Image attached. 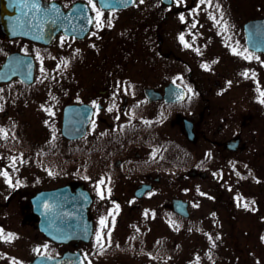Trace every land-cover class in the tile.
I'll return each instance as SVG.
<instances>
[{"label": "flooded vegetation", "instance_id": "1", "mask_svg": "<svg viewBox=\"0 0 264 264\" xmlns=\"http://www.w3.org/2000/svg\"><path fill=\"white\" fill-rule=\"evenodd\" d=\"M53 1L62 13L58 19L0 0V171L11 178L9 184L0 175V230L14 236L0 238V264H29L68 251H79L85 264L106 254L116 263L130 261L127 251L148 253L149 220L167 233L189 223L191 232L208 239L225 222L232 223L230 233L243 220L264 222V191L253 193L245 182L264 181V156L254 160L258 153L245 136L242 111L223 99L234 87L209 76L224 61H243V53L233 52L241 53L238 46L264 56L245 44L243 24L257 17L235 20L245 0H107L100 27L87 0H40L41 7ZM94 2L101 8L100 0ZM201 11L216 27L214 35L198 23ZM230 68L238 73L226 62V72ZM101 179L104 199L97 192ZM61 187L89 192V240L67 241L62 219L46 222L49 234L41 230L45 202L36 193ZM179 200L187 215L176 209ZM200 200L212 202L208 211ZM115 205L130 213L115 214ZM101 217H107L103 248L96 241ZM160 241L158 254H166L167 243ZM205 252L221 255L210 246Z\"/></svg>", "mask_w": 264, "mask_h": 264}, {"label": "rangeland", "instance_id": "2", "mask_svg": "<svg viewBox=\"0 0 264 264\" xmlns=\"http://www.w3.org/2000/svg\"><path fill=\"white\" fill-rule=\"evenodd\" d=\"M254 1L257 7L256 5L252 6V0H245L244 4H242L241 12L237 11L238 14H235V20L238 24L248 19V17H258L264 14V0ZM196 17L199 24L206 26L203 29L209 30L214 35L213 30H216V27L210 25L202 11L196 14ZM214 37L215 39L220 38L217 35ZM237 48L243 53V61L241 58L224 61V64H221L223 67H217V69L212 70L209 76L212 82L213 78L220 76L222 86L234 87V89L226 93V98L224 96L223 99H225V102L237 104L242 111V119L246 125L245 129H249L248 132H245V136L250 143L253 142L254 150L258 153V155L254 156L257 157L254 159L256 161V159L264 156V103L259 102V92L257 91V88L264 91V56H253L252 59H245L244 57L249 55L244 54L245 52L239 46ZM226 62H229L230 67L238 66V73L231 71V68L229 72H226ZM244 72H248L249 75L245 77L242 74ZM252 73H255L254 78ZM262 165H264V160ZM263 175L264 173L261 172L259 176ZM245 182L251 184L253 193L258 192L261 194L264 191V181L262 179L260 182L259 178L258 181L247 179ZM203 187H205V183ZM211 203L209 200H200L199 206L201 209L208 211L210 207L207 206ZM97 206L100 209H105L107 205L99 203ZM198 209L199 207L194 209V214H196ZM127 213H130V211L128 212L127 208H124L121 211L118 210L115 214L122 215ZM137 213H139V209H135L132 215ZM255 221H248V224L247 220H243L241 228H237L235 224L236 229L232 230L233 233L229 232L232 223L225 222L221 229L217 228L211 233L214 237L208 239L207 236L201 233L191 232V229L188 228L189 223L185 227L182 226L184 224L180 225L179 228L177 227L174 230L175 232L167 233L163 227H160L159 223L149 220L146 233V250L148 253L139 254L127 251L132 254V259L127 261L122 257L120 263L114 262L110 254L99 257V261L97 260L98 257L89 256L90 260L92 258L96 259V261L94 259L91 260L90 264H144V261L146 264H264V222ZM248 225L251 226L249 227ZM250 230H253V232H250ZM161 238L164 241L167 239L165 241L167 243L166 247H168L165 251L166 254H158L159 246L162 243L160 241ZM173 241H175L174 244ZM207 246H210L211 249L215 248L217 252H221L220 257L216 254L209 256L205 252ZM215 257L218 259L214 260Z\"/></svg>", "mask_w": 264, "mask_h": 264}, {"label": "water", "instance_id": "3", "mask_svg": "<svg viewBox=\"0 0 264 264\" xmlns=\"http://www.w3.org/2000/svg\"><path fill=\"white\" fill-rule=\"evenodd\" d=\"M117 5L120 1L116 0ZM126 3H131L133 0H126ZM53 5L56 3L53 1ZM81 2L74 3L69 10V14L75 12V8ZM20 7H24L22 3H18ZM60 29V26L53 28V33ZM245 44L248 48L254 51L264 52V16L254 19H249L243 24ZM83 131L85 126L82 127ZM36 198L45 202L47 207L39 212L41 230L49 234L46 222L62 219V222L67 225V241L70 240H89L92 233V222L87 217V209L91 203V196L86 189L77 188L71 191L67 187H61L53 190H43L36 193ZM181 205L176 208L179 213L187 215L184 211L185 202L179 200ZM42 222V225H41ZM46 224V227H45ZM51 235V234H50ZM55 239H60L59 234L51 235ZM29 264H85L79 251H68L60 257L37 256Z\"/></svg>", "mask_w": 264, "mask_h": 264}, {"label": "snow or ice", "instance_id": "4", "mask_svg": "<svg viewBox=\"0 0 264 264\" xmlns=\"http://www.w3.org/2000/svg\"><path fill=\"white\" fill-rule=\"evenodd\" d=\"M13 2L14 3H22L24 5V7H30L31 9H34L36 11H40V12L44 13L45 15H50V16L56 17L57 19L60 16H62V13L60 12V9L58 7H56L55 5H52L51 7H43L42 8L41 7V4H40V0H13ZM87 2H88V5H90L91 8L96 11V26L97 27H100L101 24H102V21L100 19V17L102 16V8L108 6L107 0H100L101 8H97L96 3L94 2V0H87ZM141 2H143V0H141ZM206 2L209 5H211L212 0H200V4H204ZM197 7H199V5ZM80 11L83 12L84 9H80ZM193 11H196V9H193ZM25 15H27V13H25ZM222 15L223 14L221 13V17H222ZM210 18L213 19L217 24H221L222 23V19L221 20H217L215 16H211L210 15ZM17 19H19V18H17ZM180 19L182 21L184 20L183 15H181ZM51 22H52V24H56V19H52ZM88 22L91 23V18H88ZM195 26H196L195 23H193L192 27L194 28ZM222 26L224 27V30L226 31L227 30L226 21L223 22V25ZM16 31H17V28L14 27L13 28V33L16 34ZM21 34H26V33H21ZM179 39L182 42H184V36L183 35H181L179 37ZM61 41L63 42V37L61 38ZM185 47H191V45L185 42ZM197 51H198V49H197ZM245 51H247V50L245 49ZM233 52H234V54L242 55V53L237 52L236 49H233ZM244 58L245 59H252L253 57L252 56H245ZM17 63H19V61H17ZM62 63L64 64L65 67H67V64H68L67 61H62ZM204 67L207 68L208 66L207 65H204ZM41 71L42 72L44 71L43 68H41ZM242 74L245 77H247L249 75L248 72H244ZM252 77L253 78L255 77V73H252ZM0 91H2V90H0ZM189 91H191V89H189ZM257 91L259 92V97H258L259 102L260 103H264V91H262L259 88H257ZM179 98H182V97H179ZM94 106H96V105H94ZM109 110H111V109H109ZM50 114H53V113L50 112ZM2 131L3 130H0V132H2ZM15 163H16V161H15V159H13L12 167H15ZM0 175H3L6 178V182H8L9 184H11V178L9 177V174H8L7 171H0ZM104 184H105V181L103 179H101L98 182V184H97V192H98V195L100 196L101 199H104L105 198V192L100 187L101 185H104ZM110 194H111V189L109 188L108 189V195L110 196ZM45 207H47V205H45ZM114 207H115V210L118 212L119 205H115ZM244 207L247 208L248 205L245 204ZM109 215H113V213L110 211L109 212ZM113 224H114V217H113ZM105 227H107V217H101V220H100V229L96 231V241H97V245L100 248H103L104 247L105 234L103 233L102 230ZM107 236L110 239L111 230H109V232L107 233ZM0 238H3L5 240H11V239L14 238V236L11 233L4 234L3 231L0 230ZM45 247H47V246L45 245ZM85 259H86V257H85Z\"/></svg>", "mask_w": 264, "mask_h": 264}]
</instances>
